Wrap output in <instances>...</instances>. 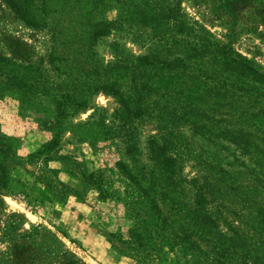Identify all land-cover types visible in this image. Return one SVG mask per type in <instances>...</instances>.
<instances>
[{"label": "trees", "instance_id": "trees-1", "mask_svg": "<svg viewBox=\"0 0 264 264\" xmlns=\"http://www.w3.org/2000/svg\"><path fill=\"white\" fill-rule=\"evenodd\" d=\"M0 2L33 29L44 23L32 0ZM48 27L73 33L63 46L76 57L77 77L68 61L59 70V88L70 92L49 94L53 86L17 78L13 64L0 58V97L15 98L23 109L50 97V115L62 120L84 110L92 96H109L117 123L111 129L91 123L97 131L85 137L97 145L102 136L121 135L131 159L137 129L151 123L148 165L123 167L140 193L126 204L130 224L119 237L125 250L140 264H264V73L189 21L175 1L92 0L90 12H66ZM111 35L144 53L133 55L118 41L108 45L109 60L91 52ZM55 146L53 138L43 150ZM16 158L13 140L0 133V192L10 181L7 162ZM187 165L194 175L183 173ZM82 179L105 195L100 174Z\"/></svg>", "mask_w": 264, "mask_h": 264}, {"label": "rangeland", "instance_id": "rangeland-1", "mask_svg": "<svg viewBox=\"0 0 264 264\" xmlns=\"http://www.w3.org/2000/svg\"><path fill=\"white\" fill-rule=\"evenodd\" d=\"M32 1L33 8L42 12L39 18L44 23L39 29L23 24L0 2V58L13 64L9 69L17 78L39 83L38 87L43 82L45 88L53 86L49 94H55L54 88L58 93L70 92L72 88H59L64 78L59 70L68 61L72 79L77 77L76 57L63 46L68 42L66 34L73 33L52 31L48 25L66 12L81 16L90 12L92 0ZM170 1L179 3L189 21L229 44L264 73V0ZM113 41L123 43L133 55L144 53L115 35L96 42L91 52L109 60L108 45ZM37 104L23 109L15 98L0 97V133L13 140L17 157L7 162L10 181L0 192V264H140L119 243L130 224L126 204L140 194L123 175V167L137 171L148 165L144 142L154 133L151 123L137 129V153L131 159L124 154L121 135L113 132L104 141L102 136L97 145L85 137L86 132L91 136L97 131L91 123L109 129L117 123L113 98L96 94L84 110L62 120L50 115V97ZM101 131L107 134L106 129ZM53 138L55 148L43 150ZM226 160L231 157L226 155ZM91 172L104 181L103 197L83 182L82 175ZM183 173L195 172L187 165ZM147 260L144 264H157Z\"/></svg>", "mask_w": 264, "mask_h": 264}]
</instances>
